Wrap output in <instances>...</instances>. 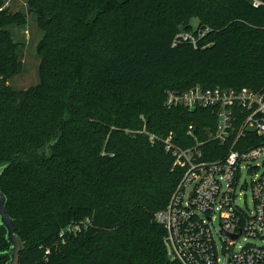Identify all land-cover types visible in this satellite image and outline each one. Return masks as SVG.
Returning a JSON list of instances; mask_svg holds the SVG:
<instances>
[{"label":"trees","instance_id":"obj_1","mask_svg":"<svg viewBox=\"0 0 264 264\" xmlns=\"http://www.w3.org/2000/svg\"><path fill=\"white\" fill-rule=\"evenodd\" d=\"M27 7L44 32L39 83L14 90L8 82L22 72L23 43L6 26L24 25L27 14L0 0V188L25 243L20 264H180L168 259L156 221L182 176L164 139L172 134L186 148L197 137L206 160L230 146L208 138L214 109L170 107L167 91L200 84L264 92V3L27 0ZM144 126L161 138L137 133ZM86 219L87 228L73 232ZM9 249L0 223V264Z\"/></svg>","mask_w":264,"mask_h":264},{"label":"built area","instance_id":"obj_2","mask_svg":"<svg viewBox=\"0 0 264 264\" xmlns=\"http://www.w3.org/2000/svg\"><path fill=\"white\" fill-rule=\"evenodd\" d=\"M250 1L255 7L264 3ZM166 104L214 109L216 130L210 138L230 146L223 156L206 160L202 143L185 148L172 134L164 139L173 169L182 172L168 204L156 213L166 231L168 259L180 264H264V171L259 172L257 163L264 165V92L197 84L182 92L167 91ZM89 224L86 219L71 229L79 232Z\"/></svg>","mask_w":264,"mask_h":264},{"label":"rangeland","instance_id":"obj_3","mask_svg":"<svg viewBox=\"0 0 264 264\" xmlns=\"http://www.w3.org/2000/svg\"><path fill=\"white\" fill-rule=\"evenodd\" d=\"M5 6H7L11 12L19 11V12H24L26 14L28 13L27 0H5ZM192 24L196 26L197 20L196 19L192 20ZM6 28L11 32L12 38L16 42L23 43V46L20 49V55L23 64L22 72L14 76L8 82V84L14 90L27 89L39 83L38 71L40 65V57L37 53V47L44 35V32L42 29L38 27L36 14L34 13L27 14V20L24 25L18 26L15 24H8ZM141 119L145 121V116L141 115ZM137 133H143L148 135L149 140L151 142H155V140L161 138L155 134L147 132L145 126L142 130L137 131ZM210 137H211V133H209L208 138ZM199 142L200 141L198 140V138L195 137V143H196L195 145H197ZM257 163L260 165L259 172L260 173L263 172L264 165H262L261 161H257ZM246 177L248 180H250L249 175H246Z\"/></svg>","mask_w":264,"mask_h":264},{"label":"water","instance_id":"obj_4","mask_svg":"<svg viewBox=\"0 0 264 264\" xmlns=\"http://www.w3.org/2000/svg\"><path fill=\"white\" fill-rule=\"evenodd\" d=\"M3 168L0 169V174ZM7 198L0 188V223L6 229V238L10 243L7 252L10 256L7 264H20V255L25 248V243L16 233V225L13 218L9 215L6 207Z\"/></svg>","mask_w":264,"mask_h":264}]
</instances>
